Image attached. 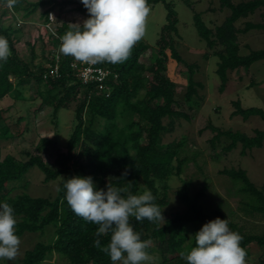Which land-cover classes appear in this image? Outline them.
Here are the masks:
<instances>
[{"label":"trees","instance_id":"obj_1","mask_svg":"<svg viewBox=\"0 0 264 264\" xmlns=\"http://www.w3.org/2000/svg\"><path fill=\"white\" fill-rule=\"evenodd\" d=\"M22 1L24 0H16V4L10 9H22L24 17L33 13L38 6L48 4L49 7L44 11L45 21L48 22L49 9L60 3H74L73 9L89 18L81 0L26 1L23 7ZM159 2L165 5L166 15L156 40L157 55L151 63L142 62L140 56L149 46L139 41L123 63L93 64V67L107 71L101 81L91 79L84 82L71 65L74 58L59 52L60 37L69 30L74 31V25L62 22L54 30L48 31L46 40L41 38L43 43H50L49 55L45 56V62H37L32 68L31 61L29 63L21 59L15 48L17 39L13 34L16 28L10 23L0 22V36L7 39L11 52L6 62L0 61V140L20 135L22 130L18 128L13 131V128L18 126L20 121H27L29 117V106L25 104L24 109H27V112H22L16 122L9 124L7 108L1 106V101L7 95H12L16 102L22 100L19 83L24 79H34L37 84V96L42 103L52 106L53 115H56L60 108H69V104L77 100L74 109L75 123L66 142V150L56 151L54 167L46 164L38 155L29 154L27 160L19 159L13 154L1 157L0 147V205L8 203L14 208L18 221L16 235L20 237L25 232L42 233L47 226L54 227L52 239L47 242L38 241L26 249L17 264H46L45 260L54 252L67 260L68 264H112L110 257L94 246L98 225L77 216L65 199L66 189L63 185L73 176L92 177L96 182V190L106 191L108 185L119 188L127 186L134 195L142 194L145 189L150 190L155 196L153 203L160 207L164 215V207L169 203L167 180L173 174H180L188 156L181 155L187 143L186 136L167 143L162 141V136L172 130L176 118H190L189 114L175 106L178 103L175 82L164 73L168 60L172 58L188 68L185 101L191 102L199 96L197 89L202 83L193 78L196 64L187 63L176 48L175 37L179 36L178 17L173 2L147 0L149 7ZM0 3L8 5V0H0ZM220 6L227 7L230 11L221 24L214 28L209 27L199 11L193 12V24L199 38L205 41L209 48L220 46L218 50H214V54L217 57L219 89L223 90L229 70L241 67L248 70L256 61L264 60V48L249 49L247 53L242 54L238 41L239 32L254 28L264 30V20H247L242 28L235 24L238 19L248 17L258 7L264 6V0H242L237 3L232 0H220ZM15 17L13 15V18ZM82 25L79 24L81 30ZM31 47L32 60L36 54L34 44H31ZM56 60L58 71L51 74L48 64L53 65ZM233 104L235 109L232 115H241L244 119L257 115L264 120L263 108L254 105L243 107L239 100H235ZM165 117L168 118L166 123ZM209 127L215 132L210 138L212 148L221 136L229 139L222 147L224 152L241 143V153L244 154L247 149L261 147L264 141V129H255L253 135H247L238 130H222L213 125ZM52 142L51 139L43 137L36 148L45 150L46 144ZM77 146L80 147L78 151ZM82 157L84 161L81 160ZM34 166L44 173L45 181L60 179L54 197L32 196L26 191L14 193L19 184L27 187L28 181L24 180V177ZM125 171L127 175H123ZM220 173L239 185L238 190L244 196L240 201V208L245 214L264 215V188L257 187L245 169L223 168ZM160 183H163L162 194ZM206 188L207 185L203 184L199 190L192 193L189 181L183 180L176 193L184 209L171 213L163 223H153L147 219L138 222L135 217L130 218V223L134 231L140 233L141 240H155V248L148 249L160 253L161 264H187V261L180 257V253L190 252L196 246V241L194 234L191 242L187 243L186 225H199L201 229L205 223L217 217L227 219L230 230L243 237L241 247L247 253L245 259L250 255V243L254 242L264 248V231L249 232L220 209L212 213L205 211L201 198ZM110 237L111 233L99 237L101 248L110 242ZM260 263L264 264V258H261ZM0 264L5 262L0 259Z\"/></svg>","mask_w":264,"mask_h":264},{"label":"rangeland","instance_id":"obj_2","mask_svg":"<svg viewBox=\"0 0 264 264\" xmlns=\"http://www.w3.org/2000/svg\"><path fill=\"white\" fill-rule=\"evenodd\" d=\"M37 0H24L25 2ZM172 1L178 17V33L175 37V45L183 59L187 63H195L193 78L201 82L198 87V97L191 102L184 99V92L188 84V68L185 64L170 58L166 64L164 73L175 82V92L178 103L177 109L189 114V119L184 117L176 118L173 121L172 130L165 132L162 136L164 143L178 141L186 136L187 143L181 155L188 156L183 163L180 174H173L168 180L167 190L169 203L164 207V220L171 213L182 211L184 206L177 197V189L182 185L183 180H188L192 193L199 190L203 184L207 185L201 203L206 212L212 213L216 209L223 211L229 218L242 225L245 230L253 233L264 231V215L254 213L245 214L241 206L243 194L238 190V184L228 176L220 173L223 168H243L246 170L250 180L259 188H264V141L261 147L247 149L241 153V143L228 152L222 147L229 142L225 136H221L215 147H211L210 138L214 135L209 125L217 126L222 130L230 129L240 131L247 135H253L255 129H264V120L252 115L244 119L241 115H232L235 109L233 102L239 100L243 107L259 106L264 109V60L256 61L248 70L238 68L228 71V80L223 90L219 89L220 79L216 73L217 57L214 50L220 46L209 48L205 41L199 38L193 24V12H201L202 19L209 26L214 28L221 24L229 14L227 7L220 6V0H168ZM237 3L242 0H232ZM21 7V8H22ZM48 4L38 6L29 16H23V10L10 9L8 5L0 3V22L10 23L16 28L13 34L15 48L21 59L30 63L33 68L37 62H45V56L49 55L50 43H43L41 38L47 39L48 31L54 30L62 22L70 25H79L88 19L86 14L77 12L74 3H60L49 9L45 21L44 11ZM13 15L16 17L13 18ZM166 8L161 2L150 7V14L146 22L145 35L140 40L149 47L141 54L140 60L144 63H151L157 55L158 46L156 40L165 22ZM51 16V17H50ZM247 20L262 22L264 20V6L258 7L248 17L238 19L235 24L242 28ZM47 28V29H46ZM240 53L245 54L249 49L264 48V30L250 29L247 32L238 33ZM139 42V41H138ZM31 44H34L35 58L31 60ZM168 51V50H167ZM169 52V51H168ZM22 100L15 101L12 95H7L1 106L7 108V123L13 124L18 120L25 104L29 106V117L27 121H20L16 129L22 133L12 138L1 139V157L6 154H13L19 159L27 160L29 154L40 156L46 164L54 167V157L57 150H66V142L73 129L74 109L77 100L69 104V108H60L56 115H53V108L41 102L37 96V84L33 78L24 79L19 83ZM24 102H21L23 101ZM24 109V110H23ZM25 114V113H24ZM168 122V118H164ZM27 123V128L25 125ZM13 126V125H12ZM43 137L51 139V144H46L45 150L36 148L39 140ZM79 146L76 147L78 151ZM84 161V157L81 158ZM24 180L28 181L26 188L19 184L14 193L26 191L32 196L54 197L57 194L60 179L44 180V173L36 166L31 167L26 173ZM23 180V181H24ZM94 183H96L93 180ZM163 183L159 184L162 194ZM162 221L161 223H163ZM200 230L199 225H186L187 243ZM54 235V227L47 226L44 232H25L21 239L19 253L14 261L1 259L5 264H17L20 262L26 249L31 248L38 241H50ZM148 241V240H147ZM148 248H155L156 242L150 239ZM146 249L151 260L144 264H161L160 253L156 250ZM250 255L245 259L246 264H261L264 258V248L254 242L248 245ZM46 264H68L67 260L56 252L46 260ZM120 264V262H117Z\"/></svg>","mask_w":264,"mask_h":264},{"label":"clouds","instance_id":"obj_3","mask_svg":"<svg viewBox=\"0 0 264 264\" xmlns=\"http://www.w3.org/2000/svg\"><path fill=\"white\" fill-rule=\"evenodd\" d=\"M81 2L89 18L83 22V30L74 25V31L69 30L60 37L59 52L87 64L126 61L134 45L145 35L150 14L147 0ZM15 4L16 0H8L9 7ZM10 55L7 39L0 36V61L6 62ZM123 175H127V171ZM63 187L72 211L86 222L98 225L94 246L105 252L112 264H144L151 260L146 251L151 241L141 240L140 233L134 231L130 223L131 217L138 222L144 219L153 223L164 221L150 190L135 195L127 186L108 185L106 191L96 190L90 176H73ZM17 223L14 208L8 203L0 205V259L14 261L18 256L21 239L16 235ZM108 233H111L110 242L101 248L99 237ZM194 238L196 246L187 254L180 253L187 264H246L247 253L241 247L243 237L230 230L227 219L217 217L205 223Z\"/></svg>","mask_w":264,"mask_h":264},{"label":"built area","instance_id":"obj_4","mask_svg":"<svg viewBox=\"0 0 264 264\" xmlns=\"http://www.w3.org/2000/svg\"><path fill=\"white\" fill-rule=\"evenodd\" d=\"M72 67L75 68L78 71V76L82 78L84 82H87L91 79L99 80L101 81L104 77V75L107 73V71H103L100 68H95L93 67V64H87V63H82L77 60H73L71 63ZM50 67V73L51 74H56L58 71V63L56 60V63L51 65L48 64ZM97 72V74H95ZM99 87L101 88V84H99Z\"/></svg>","mask_w":264,"mask_h":264}]
</instances>
